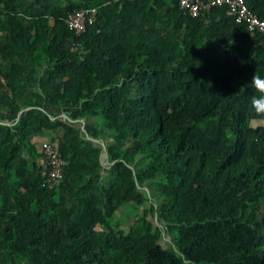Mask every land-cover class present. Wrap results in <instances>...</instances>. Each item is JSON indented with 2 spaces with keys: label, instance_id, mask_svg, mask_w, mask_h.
<instances>
[{
  "label": "trees",
  "instance_id": "trees-1",
  "mask_svg": "<svg viewBox=\"0 0 264 264\" xmlns=\"http://www.w3.org/2000/svg\"><path fill=\"white\" fill-rule=\"evenodd\" d=\"M23 1L0 0V264H264V35L223 5ZM43 131L54 188L27 140Z\"/></svg>",
  "mask_w": 264,
  "mask_h": 264
},
{
  "label": "built area",
  "instance_id": "built-area-1",
  "mask_svg": "<svg viewBox=\"0 0 264 264\" xmlns=\"http://www.w3.org/2000/svg\"><path fill=\"white\" fill-rule=\"evenodd\" d=\"M179 7L191 16H197L213 6H226L238 22L246 24L248 30L257 31L264 35V19L252 12L245 0H178ZM93 7L78 9L68 13L65 23L76 33L84 31L94 20ZM84 125V120H81ZM40 153L47 169L45 183L49 188L57 187L66 171V161L60 156L56 142L50 140L40 144Z\"/></svg>",
  "mask_w": 264,
  "mask_h": 264
},
{
  "label": "rangeland",
  "instance_id": "rangeland-1",
  "mask_svg": "<svg viewBox=\"0 0 264 264\" xmlns=\"http://www.w3.org/2000/svg\"><path fill=\"white\" fill-rule=\"evenodd\" d=\"M56 2H64L66 3L67 0H51V3ZM19 4H24L25 2L23 0H18ZM27 4V3H26ZM100 144H102V154H101V163H102V169L100 171V178L102 182L106 183L108 182V169L111 165V161L108 158V155L105 152V144L107 140H99ZM145 188V186H143ZM148 196H150L149 193H147ZM155 203V201H154ZM259 210H254L249 213V221H253L257 216L259 215ZM137 218L136 216V210L132 207V205H125L120 208V210L113 216V218L107 223L105 229L108 231L110 229H115L116 226H120L122 228H126L129 225L133 223V221ZM155 223L160 225L156 220ZM96 228L99 229L97 226ZM163 239L168 241L169 237L165 234H163Z\"/></svg>",
  "mask_w": 264,
  "mask_h": 264
},
{
  "label": "crops",
  "instance_id": "crops-1",
  "mask_svg": "<svg viewBox=\"0 0 264 264\" xmlns=\"http://www.w3.org/2000/svg\"><path fill=\"white\" fill-rule=\"evenodd\" d=\"M26 109H28V107H24L22 109H20V111L18 112V116L23 112L25 111ZM17 116V117H18ZM60 116L62 118L65 117V115L62 113L60 114ZM0 122H3L5 123V121H1ZM83 127V126H82ZM54 132L52 131H43V132H39V133H36V132H31L28 134V137H27V140L30 144L34 145L35 149H36V152L37 153H40V144L43 142V141H46V140H51V138L54 136ZM87 138V137H86ZM88 139V138H87ZM90 140H94V139H91L89 138ZM101 140V139H100ZM95 141V140H94ZM98 142H100L99 140H97ZM34 159L37 164H42L44 166V162H43V159L41 158V156H36L35 158H32Z\"/></svg>",
  "mask_w": 264,
  "mask_h": 264
},
{
  "label": "water",
  "instance_id": "water-1",
  "mask_svg": "<svg viewBox=\"0 0 264 264\" xmlns=\"http://www.w3.org/2000/svg\"><path fill=\"white\" fill-rule=\"evenodd\" d=\"M89 139V137H87Z\"/></svg>",
  "mask_w": 264,
  "mask_h": 264
}]
</instances>
